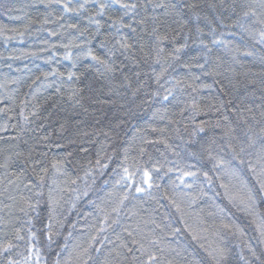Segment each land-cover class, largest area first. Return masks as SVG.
Instances as JSON below:
<instances>
[{
  "label": "trees",
  "instance_id": "1",
  "mask_svg": "<svg viewBox=\"0 0 264 264\" xmlns=\"http://www.w3.org/2000/svg\"><path fill=\"white\" fill-rule=\"evenodd\" d=\"M0 264H264V0H0Z\"/></svg>",
  "mask_w": 264,
  "mask_h": 264
},
{
  "label": "snow or ice",
  "instance_id": "2",
  "mask_svg": "<svg viewBox=\"0 0 264 264\" xmlns=\"http://www.w3.org/2000/svg\"><path fill=\"white\" fill-rule=\"evenodd\" d=\"M124 7H127V5H125ZM145 175H147V173H145ZM185 175H191V173H186ZM137 191H143V189L138 188ZM49 239H51V237H49ZM155 259H156V257L154 255H151V254L149 255V260L150 261H154Z\"/></svg>",
  "mask_w": 264,
  "mask_h": 264
},
{
  "label": "bare ground",
  "instance_id": "3",
  "mask_svg": "<svg viewBox=\"0 0 264 264\" xmlns=\"http://www.w3.org/2000/svg\"><path fill=\"white\" fill-rule=\"evenodd\" d=\"M77 1V0H76Z\"/></svg>",
  "mask_w": 264,
  "mask_h": 264
}]
</instances>
